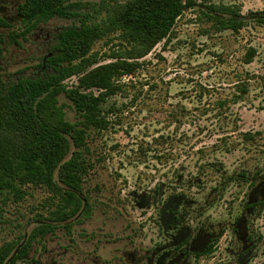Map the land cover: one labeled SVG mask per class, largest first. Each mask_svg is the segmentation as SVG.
I'll return each instance as SVG.
<instances>
[{
    "label": "rangeland",
    "instance_id": "1",
    "mask_svg": "<svg viewBox=\"0 0 264 264\" xmlns=\"http://www.w3.org/2000/svg\"><path fill=\"white\" fill-rule=\"evenodd\" d=\"M69 1L85 5L80 16L97 21L128 0ZM195 1L170 41L138 60L140 69L122 78L119 92L103 104L109 127L87 140L93 168L84 191L91 216L80 213L68 229L60 225L17 264H264V209L249 202L259 184L258 198H264V27L257 22L264 0ZM210 5L236 6L245 25L238 32L217 30L205 14L223 16L208 11ZM0 10L9 20L0 27L4 83L44 75L38 66L56 34L82 19L56 17L23 38L24 24L12 7L0 4ZM117 42L112 35L94 44L99 64L110 61ZM250 49L256 54L246 64ZM64 83L75 86L76 78ZM59 104L75 122L63 94ZM26 191L20 202L0 204V246L20 241L19 248L45 223L51 194ZM238 220L253 244L247 253L234 231ZM199 232L215 239L212 253L198 258L199 244L191 249L190 242Z\"/></svg>",
    "mask_w": 264,
    "mask_h": 264
},
{
    "label": "trees",
    "instance_id": "2",
    "mask_svg": "<svg viewBox=\"0 0 264 264\" xmlns=\"http://www.w3.org/2000/svg\"><path fill=\"white\" fill-rule=\"evenodd\" d=\"M193 6L195 0H128L114 4L105 16L92 21L89 15L80 16L86 8L83 4L23 0L17 11L25 27L23 38L56 17L82 19L79 26L56 34V44L38 66L44 75L8 83L0 80V204L22 201L27 187L43 188L52 198L47 215L41 218L45 223L36 226L22 246L18 248L20 241L0 246V264L23 261L33 243L54 234L60 225L68 229L66 223L80 213L85 219L91 216L92 204L84 191L85 177L93 168L87 140L92 132L109 127L103 104L119 92L122 78L140 69L138 60L158 44L170 41L176 21ZM206 9L223 16L205 14L219 31L238 32L245 25L236 6L210 5ZM257 22L264 27V10ZM0 26L7 22L0 18ZM112 35L118 41L116 49L107 56L109 62L99 64L92 48ZM9 39L16 42L14 35ZM255 54L254 49L248 50L245 63H251ZM73 77L75 86L65 85ZM61 94L72 103L75 122L67 119L59 104ZM260 209H264V200ZM213 247L212 243L196 257L211 254Z\"/></svg>",
    "mask_w": 264,
    "mask_h": 264
},
{
    "label": "flooded vegetation",
    "instance_id": "3",
    "mask_svg": "<svg viewBox=\"0 0 264 264\" xmlns=\"http://www.w3.org/2000/svg\"><path fill=\"white\" fill-rule=\"evenodd\" d=\"M23 2V0H0V4H2L3 8L6 9L8 6H11L12 9L16 12L17 17L20 19V21L22 22L21 18L18 15V7L21 5V3ZM4 5L6 7H4ZM0 14H3V11L0 10ZM0 18L2 20H4L5 22H7V26L4 27H8L9 25V20L5 17H2L0 15ZM1 27V26H0ZM262 186L261 184H259L255 190L252 192V194L250 195V207H252V209L257 208V206L260 205V202L263 201V199H259L258 196H261V189ZM264 191V190H263ZM254 211L251 210V213H253ZM234 231L236 234H242V238L240 239L241 241V251H245V253L249 252L252 248H253V244H251V247L249 246V241H250V236H249V231H248V226H246V224L244 223V220H238L236 225L234 226ZM214 236L213 235H209V234H205L204 236L202 235V232H199L194 238L193 240L190 242V248L193 249L194 245L196 243H198V247L201 250V253L209 246L212 244L213 240H214ZM249 246V249H248ZM187 253V251H186ZM200 253V254H201Z\"/></svg>",
    "mask_w": 264,
    "mask_h": 264
}]
</instances>
